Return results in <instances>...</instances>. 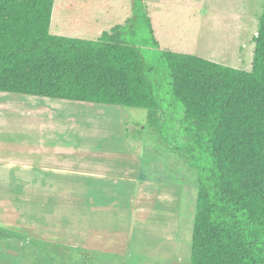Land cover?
I'll return each instance as SVG.
<instances>
[{
	"label": "trees",
	"instance_id": "obj_1",
	"mask_svg": "<svg viewBox=\"0 0 264 264\" xmlns=\"http://www.w3.org/2000/svg\"><path fill=\"white\" fill-rule=\"evenodd\" d=\"M133 1L129 28L142 19L152 58L121 26L97 40L52 35L55 0H0V92L145 109L160 137L178 124L172 150L198 182L189 264H264V4L246 71L162 50L143 0ZM10 238L0 229L1 246ZM21 239L34 264H68L59 240Z\"/></svg>",
	"mask_w": 264,
	"mask_h": 264
},
{
	"label": "rangeland",
	"instance_id": "obj_2",
	"mask_svg": "<svg viewBox=\"0 0 264 264\" xmlns=\"http://www.w3.org/2000/svg\"><path fill=\"white\" fill-rule=\"evenodd\" d=\"M143 3L162 50L199 55L228 67L251 71L255 52L254 38L258 32L264 0H143ZM134 8L133 0H55L50 33L97 40L103 32H110L114 27L121 26L122 39L137 45L151 57L154 51L147 45L150 40L145 35L142 19L135 23V31L129 28L134 22ZM22 96L0 92V159L12 160L13 154L17 153L16 147L27 146L28 142H39L44 138H66V135L58 136L54 133L46 136L32 133L30 126L46 120H40L38 115H31L30 109L39 105L19 100ZM9 102L13 104L12 107ZM49 106L62 110H83L92 109L93 105L69 102ZM110 107L119 108L120 113L118 109H113L110 116H107L112 119L109 121H99L101 116L97 118L96 114L87 113L85 119L67 122L57 117L47 122H51L60 131L71 124L78 133V139H119L123 135L131 150L147 161L153 159L151 150L157 149L159 157L156 156L154 161L160 165L161 180L179 185L182 200L176 211L178 215L174 214L177 216V227L168 229L164 226L166 222L160 220L150 230L173 235L169 238H136L131 243L129 255L120 257L72 248L68 241L50 238L28 225L0 226L6 234L13 236L5 241L7 246L4 247L19 254L23 264H34V260L26 257L22 251L24 240L21 238L32 239L37 243H54V240H59L61 244L71 248L68 264L190 263L198 182L196 171L179 152L172 150L182 141L179 125H176L174 132V123H169L160 137L159 133L148 127V110ZM119 114L121 122L123 121L121 125L116 120ZM2 181L8 180L0 179V183ZM28 197L30 196L24 194L0 195V202L17 204ZM41 260V264H63L60 260L52 263L45 262L42 258Z\"/></svg>",
	"mask_w": 264,
	"mask_h": 264
},
{
	"label": "crops",
	"instance_id": "obj_3",
	"mask_svg": "<svg viewBox=\"0 0 264 264\" xmlns=\"http://www.w3.org/2000/svg\"><path fill=\"white\" fill-rule=\"evenodd\" d=\"M19 100L38 104L30 113L46 120L30 126L32 133L66 138L28 142L16 147L12 160L0 159V179L8 180L0 183V195L30 196L17 204L0 202V226L28 225L50 238L68 241L72 248L120 257L129 255L136 238L173 235L150 230L160 220L168 229L177 227L175 215L182 200L179 185L161 180L160 165L154 161L159 157L157 149L151 150L153 159L147 161L131 150L123 135L78 139L71 124L60 131L47 122L57 117L67 122L85 119L87 113L109 121L107 116L113 109L120 113L119 108L91 103L92 109L62 110L49 105L75 101L32 95ZM116 120L118 125L123 122L120 114ZM0 264L23 261L0 245Z\"/></svg>",
	"mask_w": 264,
	"mask_h": 264
},
{
	"label": "bare ground",
	"instance_id": "obj_4",
	"mask_svg": "<svg viewBox=\"0 0 264 264\" xmlns=\"http://www.w3.org/2000/svg\"><path fill=\"white\" fill-rule=\"evenodd\" d=\"M12 100H13V99H12ZM13 101H14V100H13ZM3 102L6 103V100H4ZM10 102H12V101H10ZM10 102H9L8 104H10ZM12 103H13V102H12ZM12 103H11V104H12ZM11 104H10V105H11ZM16 104H17V103H15V106H16ZM10 105H9V106H10ZM12 105H13V104H12ZM12 105H11V107H12Z\"/></svg>",
	"mask_w": 264,
	"mask_h": 264
}]
</instances>
